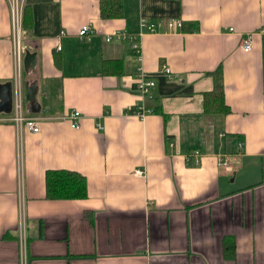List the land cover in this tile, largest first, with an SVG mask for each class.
<instances>
[{
	"label": "crops",
	"instance_id": "1",
	"mask_svg": "<svg viewBox=\"0 0 264 264\" xmlns=\"http://www.w3.org/2000/svg\"><path fill=\"white\" fill-rule=\"evenodd\" d=\"M123 2L122 18L103 20L99 0H19L34 15L28 47L21 33L24 115L49 106L35 116L39 133L20 131V158L12 113L0 114V264H20V200L28 264H264V0ZM141 19L164 26L139 38V61L128 42L106 37L138 34ZM172 19L197 28L169 29ZM86 24L95 33L82 40ZM247 33L249 52L239 44ZM26 50L38 56L35 75L23 69ZM104 58H122L124 74L103 75ZM220 66L232 112L207 118L208 73ZM140 67L156 84L146 96ZM16 68L11 4L0 0V83ZM32 82L39 107L26 99ZM152 105L161 110L129 112ZM74 111L79 129L60 119ZM196 149L200 163L189 164ZM60 169L86 178V198H46V172Z\"/></svg>",
	"mask_w": 264,
	"mask_h": 264
},
{
	"label": "built area",
	"instance_id": "2",
	"mask_svg": "<svg viewBox=\"0 0 264 264\" xmlns=\"http://www.w3.org/2000/svg\"><path fill=\"white\" fill-rule=\"evenodd\" d=\"M11 4V25L13 32V39L15 41V57H16V74L13 81V108H12V117L11 121L15 124L17 129V147H18V156L20 158L21 154V133L22 128H26L32 133L40 132V118L35 116H25L24 115V94H23V86L21 79V21H22V7L20 5L19 0H9ZM164 26L162 22H151L147 19H141L140 21V31L138 34H129L124 30H116L112 34H108L106 37L107 42H111L113 40L128 42L130 44L131 50L136 54L139 61L142 60V49L141 44L138 41L145 33H156L160 28ZM166 27L169 29H179L183 27V22L178 19L168 20L166 23ZM234 31L235 29L232 27L230 29ZM95 33L94 28L91 25H83L78 32V36L82 40H89L93 34ZM65 32L61 31L60 37L65 36ZM240 47L243 51L249 52L253 48L254 44V33H247L243 37L240 38ZM58 51L61 50V45H58L56 48ZM162 70L166 74L171 73V69L167 65H163ZM154 80L148 75V72L144 70V68H139L138 80L136 84V89L142 96H146L150 94V91L155 87ZM130 113L136 115L139 118H144L147 114L153 112L151 108H147L145 106H139L131 109ZM80 117L81 114L79 111H74L68 115L61 117L60 119L66 120L70 123L71 127L74 129L80 128ZM244 143L239 141L237 143V152L239 153L243 149ZM173 146V144H171ZM186 160L189 164L198 165L200 163V151L194 150L190 152ZM219 164L227 171L233 170V165L228 157H221L219 159ZM136 173L138 175H143L142 170H137ZM26 216L24 213V205L23 201L20 200L19 203V225H20V236H21V245H20V264H28V256H27V235H26Z\"/></svg>",
	"mask_w": 264,
	"mask_h": 264
},
{
	"label": "trees",
	"instance_id": "3",
	"mask_svg": "<svg viewBox=\"0 0 264 264\" xmlns=\"http://www.w3.org/2000/svg\"><path fill=\"white\" fill-rule=\"evenodd\" d=\"M100 17L103 20L122 18L124 16V2L123 0H99ZM34 27V15L30 5H23L22 7V21L21 28L23 38V44L28 47L27 38L31 37ZM197 27H191L187 29L183 24L181 31L191 30ZM26 38V39H25ZM56 64L59 65L60 61L56 57ZM125 72L124 60L122 58L107 59L104 58L102 62V74L121 76ZM214 82V87L211 91H207L203 94V114L207 118L219 115L226 116L232 111L227 103L224 85V75L222 67L220 66L213 72L208 73ZM57 82L56 80H54ZM51 81H48L42 88L44 93L49 92V85ZM54 82V83H55ZM58 83H60L58 81ZM61 85V83H60ZM61 88V86H60ZM62 90V89H61ZM49 94V93H48ZM52 99V97H51ZM46 103V102H45ZM44 103V104H45ZM49 105H45L42 111ZM153 112L161 110L159 105H152L150 107ZM41 112H33L30 116H38ZM51 115V114H50ZM46 198L49 200H74L84 199L88 196V188L86 178L75 172L65 169L60 170H48L45 178Z\"/></svg>",
	"mask_w": 264,
	"mask_h": 264
},
{
	"label": "water",
	"instance_id": "4",
	"mask_svg": "<svg viewBox=\"0 0 264 264\" xmlns=\"http://www.w3.org/2000/svg\"><path fill=\"white\" fill-rule=\"evenodd\" d=\"M38 56L36 52L26 50L23 57V69L27 74L35 75L37 71ZM26 99L32 102L33 107H39L36 101L38 92L37 82L26 84ZM13 108V82L0 83V114H11ZM37 111V108L35 109Z\"/></svg>",
	"mask_w": 264,
	"mask_h": 264
}]
</instances>
